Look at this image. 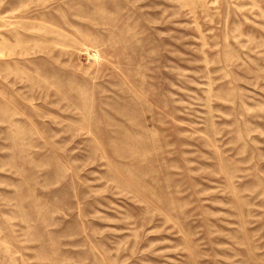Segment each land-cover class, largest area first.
Listing matches in <instances>:
<instances>
[{"label": "rangeland", "instance_id": "374dc122", "mask_svg": "<svg viewBox=\"0 0 264 264\" xmlns=\"http://www.w3.org/2000/svg\"><path fill=\"white\" fill-rule=\"evenodd\" d=\"M0 264H264V0H0Z\"/></svg>", "mask_w": 264, "mask_h": 264}]
</instances>
